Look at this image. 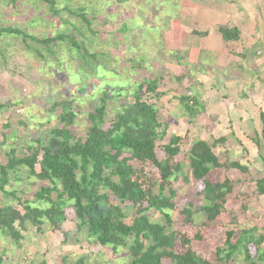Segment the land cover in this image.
<instances>
[{
  "label": "trees",
  "instance_id": "16d2710c",
  "mask_svg": "<svg viewBox=\"0 0 264 264\" xmlns=\"http://www.w3.org/2000/svg\"><path fill=\"white\" fill-rule=\"evenodd\" d=\"M31 1H40L56 16L60 15L56 0ZM118 1L124 4L131 0ZM7 2L17 4V0ZM64 9L92 30V22L83 9L76 13ZM120 29L124 35L128 32L126 24ZM219 31L225 42L239 39L234 29ZM5 36L21 38L26 47H30L28 42L41 46L49 55H54L52 48L63 47L81 59V65L71 70L69 77L76 82L80 76L86 79L69 91L74 97L66 94L48 109L46 123L55 124L45 137L28 140L20 149L10 147L0 160V193L19 204V208L9 204L0 206V235L18 244L27 226L38 234L43 233L45 225L61 231L69 211L77 229L84 230L92 239L91 244L110 247L114 253L126 250L127 264H210L193 247L194 242H203V237L190 231L195 222L220 225L225 214L232 222L235 216L229 213L228 204L233 197L234 181L228 173H249L248 167L240 162L222 163L215 155L213 147L224 146L226 139L214 140L212 145L204 140L191 143L184 173L182 164L176 160L183 138L168 134V124L160 123L157 103H152L164 97L159 92V78L148 77L134 83L122 79L92 82L85 68L92 61L99 62L98 56L90 53L74 34L36 36L18 27L0 26V42ZM35 55L41 60L46 58L39 50ZM111 73L117 75L115 71ZM127 97L130 101H119ZM86 98L87 112L81 105ZM177 102L190 121L204 111L195 97L182 96ZM3 109L1 104L0 114ZM9 128L8 122L0 126L5 144L8 139L5 132ZM252 142L259 152L264 150L257 136ZM159 144H163V159L157 155ZM260 156L264 166V156ZM148 168L157 173V181L152 172H146ZM23 172L29 179L34 178L39 188L33 196L37 206L16 191L7 190L12 180H19ZM189 184L198 187L195 197L179 205V188ZM256 193L264 196V174L256 180ZM151 212L159 213L163 220L153 222ZM173 213L183 217V225L189 231L176 230ZM198 216L202 218L199 222ZM263 243L264 234L242 231L236 237V230L230 229L213 255L218 264H232L239 254L245 264H261ZM250 246L255 247L256 257L251 254ZM61 264L69 263L63 258ZM75 264H85V260L81 258Z\"/></svg>",
  "mask_w": 264,
  "mask_h": 264
},
{
  "label": "rangeland",
  "instance_id": "374dc122",
  "mask_svg": "<svg viewBox=\"0 0 264 264\" xmlns=\"http://www.w3.org/2000/svg\"><path fill=\"white\" fill-rule=\"evenodd\" d=\"M56 2L60 11L58 16L40 1L17 0L16 5H11L7 0H0V26L18 27L36 36L74 34L78 42L98 56L99 62L92 61L91 66L85 68V73L91 76L89 80L92 82L122 79L134 83L148 77L159 78V92L164 97L158 102L153 100L152 103H157L160 123L168 124V134L183 138L181 152L176 160L182 164L184 173L188 168L189 146L196 140H204L212 145L214 140L225 138L224 146L213 147L215 155L222 163L236 161L248 167L247 175L236 171L228 173L234 181L233 197L228 204L231 211L229 213L235 216L233 221L225 214L224 222L220 225L194 223L190 233L199 232L203 237V242L193 243L196 253L210 264H218L213 252L223 244L226 230L235 229L236 237L242 231L264 234V196L256 193V180L264 174L260 156H264V150L259 152L252 142L257 136L264 148V91L257 89L254 94L250 93L254 103L247 104L246 100L241 102L238 99L239 89L232 90L236 94H230V91L227 93L223 89L221 74L218 81L213 76L208 81L203 77L204 84L198 82L199 86H194L195 78L186 73V78L184 77L182 69L175 63L178 59L174 60L168 56L170 54L166 55L170 43L161 35L165 31L164 21H176L178 12L183 14L181 10L191 8L196 0H131L124 4H120L118 0ZM244 3L249 8L258 4L264 10V0H244ZM66 7L73 13L83 9L92 22V30L89 31L78 17L69 14L64 9ZM123 24L128 29L126 35L120 29ZM179 41L180 45L186 42L181 38ZM28 44L30 47H26L21 38L14 36H5L0 42V105H4L0 114V126L7 122L10 124L5 132L8 136L6 144L0 135V160L4 159V154L10 147L20 149L28 140L45 137L55 124L46 123L49 122L48 109L53 102L66 97L69 91L86 79L80 76L76 82L69 77L71 70L81 65V59L63 47L52 48L54 55H49L41 46L30 42ZM67 49H70L69 46ZM38 50L46 56L44 60L35 55ZM61 64L63 67H60ZM262 68L264 69V63ZM198 70L194 68L190 71L194 74ZM112 71L117 75L114 76ZM182 96L195 97L198 105L204 108L195 120L190 121L180 102H177ZM231 96L235 98L232 105L235 107L234 111L233 107L230 108ZM119 101H130V98H121ZM86 102L87 98L81 102L85 112L88 111ZM246 105L248 107L245 109ZM238 119H244L245 123L238 124ZM162 145L159 144L156 149L159 159H163ZM149 171L157 181V173L150 168L146 169V172ZM35 182L34 178L29 179L27 173L23 172L19 174V180H12L7 190L16 191L19 196L34 203L33 196L39 189ZM197 190L198 187L192 184L182 185L178 191L179 205L195 197ZM7 204L19 208L12 197L7 198L0 193V206ZM34 205L37 206L36 203ZM150 216L153 222L163 220L157 212H151ZM174 218L176 230L189 231L183 225L182 216L174 215ZM201 220V216H198L197 222ZM64 234H67L66 239ZM22 236L23 240L15 244L0 235V264H61L63 258L69 264H75L81 258L85 260V264H127L129 261L126 250L114 253L110 247L102 248L91 244L92 239L88 238L84 230L77 229L74 216L69 211L66 212L61 231H53L45 225L43 233L38 234L27 226V231ZM261 250L264 253V243ZM250 252L256 257L254 246H250ZM232 264H245L243 256L237 255Z\"/></svg>",
  "mask_w": 264,
  "mask_h": 264
},
{
  "label": "crops",
  "instance_id": "0c3cea01",
  "mask_svg": "<svg viewBox=\"0 0 264 264\" xmlns=\"http://www.w3.org/2000/svg\"><path fill=\"white\" fill-rule=\"evenodd\" d=\"M257 5L249 8L244 0H196L191 8L181 10L183 14L178 12L176 21H164L165 31L161 35L170 43L166 55L178 59L175 63L182 69L184 77L187 74L195 78L194 86L204 84L203 77L208 81L213 76L218 81L221 74V86L227 93L236 94L233 91L237 88L238 99L253 104L251 94L259 89L264 91V58L258 55L264 45V10ZM220 28L236 30L239 39L225 42ZM180 38L186 41L182 45ZM194 68L199 70L192 74L190 70ZM234 99L232 96L229 99L232 101L230 108ZM238 120V124L245 123L244 119Z\"/></svg>",
  "mask_w": 264,
  "mask_h": 264
},
{
  "label": "built area",
  "instance_id": "2783aa9c",
  "mask_svg": "<svg viewBox=\"0 0 264 264\" xmlns=\"http://www.w3.org/2000/svg\"><path fill=\"white\" fill-rule=\"evenodd\" d=\"M260 49H261V50H260V53H258V55H259V56H262V58H264V45L261 46Z\"/></svg>",
  "mask_w": 264,
  "mask_h": 264
}]
</instances>
